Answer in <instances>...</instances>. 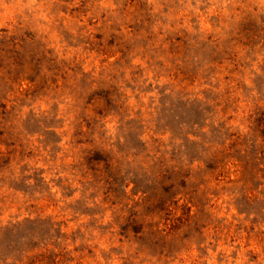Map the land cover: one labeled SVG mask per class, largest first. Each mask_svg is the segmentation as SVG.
Wrapping results in <instances>:
<instances>
[{
	"label": "rangeland",
	"instance_id": "obj_1",
	"mask_svg": "<svg viewBox=\"0 0 264 264\" xmlns=\"http://www.w3.org/2000/svg\"><path fill=\"white\" fill-rule=\"evenodd\" d=\"M0 264H264V0H0Z\"/></svg>",
	"mask_w": 264,
	"mask_h": 264
}]
</instances>
